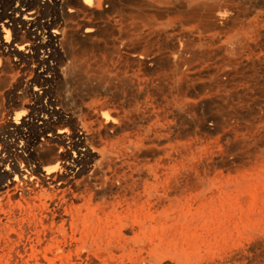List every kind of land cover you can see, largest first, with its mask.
Listing matches in <instances>:
<instances>
[{
    "label": "bare ground",
    "instance_id": "obj_1",
    "mask_svg": "<svg viewBox=\"0 0 264 264\" xmlns=\"http://www.w3.org/2000/svg\"><path fill=\"white\" fill-rule=\"evenodd\" d=\"M7 1L0 0V102L5 94L12 109H24L0 124V264H172L161 261L171 254L163 243L187 232L234 242L210 264H264V139L208 156L197 135L217 125L185 126L189 111L208 104L200 93L227 92L240 79L233 63L264 70L254 54L264 26L251 8L239 9L246 1ZM118 5L131 12L123 57L136 72L62 66L77 44L115 50L105 15ZM93 14L97 21L83 18ZM237 25L241 38L223 40ZM217 55L232 70L203 65ZM159 66L164 71L147 76ZM116 83L129 94L117 103ZM68 91L80 95L77 108ZM100 95L103 104L87 102ZM26 97L33 102H20Z\"/></svg>",
    "mask_w": 264,
    "mask_h": 264
},
{
    "label": "rangeland",
    "instance_id": "obj_2",
    "mask_svg": "<svg viewBox=\"0 0 264 264\" xmlns=\"http://www.w3.org/2000/svg\"><path fill=\"white\" fill-rule=\"evenodd\" d=\"M4 1L7 0H3L1 4H5ZM177 1L178 0H171L170 2L171 4H174L177 3ZM229 1L230 0H221L222 5L230 3ZM242 1L246 2L242 3ZM248 1L249 0H235V2H238L236 4L242 3L239 9L251 8L253 15H259L262 20L261 24L264 26V7H251L252 3H248ZM261 1L264 2V0H256V2ZM6 3H8V1ZM16 4V2H12V5L15 6ZM94 5L104 9V6H101L97 2ZM225 9L229 10L230 8L228 6ZM105 16L112 26V33L107 37L106 43L109 47L114 46L115 50L110 52L108 50L94 49L85 52L82 51L79 44H77L73 46V56L65 58L62 66H65L72 61H76L83 64L91 73L100 70L111 76L129 73L131 70L136 72V68H126L125 64H127L128 61L123 57V47L127 44V37L124 32L128 29L131 22V12L126 9L124 5H118L112 13H108ZM179 17H182L181 13H172L170 15V18L172 19ZM62 18L65 19L64 16H62ZM83 18L97 21L96 15L94 14L84 15ZM66 21H71L81 29V32L83 31V28H80L81 23L79 21L74 19H68ZM233 33L241 38L243 30H240V25H237L228 31L223 40H225L226 37L233 35ZM258 41L257 49L254 54L259 56L261 59L260 61L263 62L264 36L259 37ZM168 47L169 46L160 45L159 48L162 52L166 53L169 51ZM219 59L220 57L218 55L209 59L203 58V65H211V67L217 69L232 70V63H222ZM159 67L161 68L149 72L147 76L155 77L159 72L164 71V69H162L163 66ZM233 70L236 77H239L240 79L237 82H234L231 87L226 88L227 92L217 89V91H207L206 93H204V91L200 93L199 96L208 98V104L203 107L199 106L195 110L187 113L188 122L186 121L185 126L191 128L190 131L194 129L197 122L201 121L215 123L218 127L217 131L210 134H203V136L197 135L201 143L200 146L208 156H210L211 153H214V155L217 154L219 148L223 150L227 143L229 145H234V148L229 152V154H234L238 151L244 150L243 142L252 141L258 137L264 139V134H262L264 129V70L260 69L258 66L242 68V66L235 63H233ZM10 75L16 77L15 71L10 73ZM196 82L199 83L200 81ZM241 87H246L247 90L244 93H232L234 89L239 91ZM116 91L117 93L113 99L116 103L121 101L123 97L129 96L128 92L125 89H121L117 83ZM67 93H69V101H67L68 106L77 108L80 95H77L72 91H68ZM59 97L64 100V94H61ZM26 99L30 101V99L26 97L20 100V102H27ZM106 100L107 99L104 95H100L98 97H91L87 102L93 106H98L106 102ZM43 102L44 101L42 100V103ZM11 103H13L11 98L6 97L4 94L3 101L0 102V124H4L7 117L13 118L14 115L17 116L23 113L22 111L24 108L15 107L12 109L10 106ZM35 104L37 105L36 102ZM110 109L112 108L110 107ZM190 121H192V124H189ZM222 122L226 123V125H223ZM223 131L230 132L227 140L220 138ZM1 137H4V135H1ZM217 240L219 241L215 243V240L211 237H202L191 232L180 234L174 239L166 238V241L163 244H165L164 246L170 250L171 254L170 257L161 261H167L172 264H210L213 259L218 260L220 257L229 256L234 250V242L229 241V238H219ZM225 245L228 247L225 248ZM156 260L159 259L156 258Z\"/></svg>",
    "mask_w": 264,
    "mask_h": 264
}]
</instances>
